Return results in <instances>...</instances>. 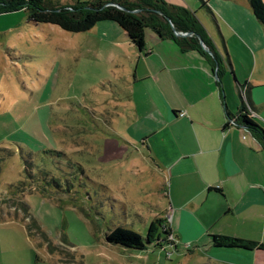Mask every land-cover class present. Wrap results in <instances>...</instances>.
Segmentation results:
<instances>
[{
	"label": "rangeland",
	"instance_id": "rangeland-1",
	"mask_svg": "<svg viewBox=\"0 0 264 264\" xmlns=\"http://www.w3.org/2000/svg\"><path fill=\"white\" fill-rule=\"evenodd\" d=\"M126 52L94 31L35 25L23 11L0 15V195L30 181L27 150L39 178L24 197L27 219L11 201L0 204V264H201L159 229L142 251L105 240L118 226L145 239L154 219L168 224L166 174L125 139ZM29 219L48 245L37 230L28 234Z\"/></svg>",
	"mask_w": 264,
	"mask_h": 264
},
{
	"label": "crops",
	"instance_id": "crops-1",
	"mask_svg": "<svg viewBox=\"0 0 264 264\" xmlns=\"http://www.w3.org/2000/svg\"><path fill=\"white\" fill-rule=\"evenodd\" d=\"M163 1L194 14L223 70L218 78L206 57L154 33L139 51L116 23L96 24L90 31L107 45L127 47L125 139L166 174L162 212L174 245L201 264H264V144L238 121L244 104L264 132V28L248 0ZM212 236L253 247H215Z\"/></svg>",
	"mask_w": 264,
	"mask_h": 264
},
{
	"label": "trees",
	"instance_id": "trees-1",
	"mask_svg": "<svg viewBox=\"0 0 264 264\" xmlns=\"http://www.w3.org/2000/svg\"><path fill=\"white\" fill-rule=\"evenodd\" d=\"M253 17L264 28V2L263 0H248ZM124 8L126 11L118 9ZM23 11L28 21L35 25H53L67 33H84L90 31L100 22H114L127 35L131 44L139 51L144 48V33L150 29L158 39H169L173 41L181 51L193 50L206 57L219 78L223 70L221 58L215 53L203 34L198 21L193 13L186 9L169 5L163 0H89L83 3L76 2L71 6H54L47 0H0V15ZM178 33H193L198 35L204 46L210 50L213 57L209 56L199 45L196 37H176L172 31ZM248 99L246 100L247 103ZM244 114L239 116L238 121L254 133L264 144V132L253 123L247 116L245 105L241 109ZM48 154L50 151H43ZM23 160V172L27 175L29 182H20L10 185L7 193L0 195V204L11 201L9 208L15 212H21L25 219L29 217L28 206L24 201L25 194L35 192L34 181L38 180L32 174V161L36 159L33 152L27 150ZM36 179V180H35ZM6 199H5V198ZM162 219H154L147 231L146 238L127 230L123 227H115L105 236L108 244L118 245L126 249L137 251L145 250L146 246L153 242L157 229L161 231L165 243L169 242L170 231L163 224ZM27 231L30 235L32 230L41 233L36 223L29 219ZM32 234V233H31ZM42 241L48 245L45 234H40ZM215 247L249 249L252 244H244L242 241L225 237H211Z\"/></svg>",
	"mask_w": 264,
	"mask_h": 264
},
{
	"label": "water",
	"instance_id": "water-1",
	"mask_svg": "<svg viewBox=\"0 0 264 264\" xmlns=\"http://www.w3.org/2000/svg\"><path fill=\"white\" fill-rule=\"evenodd\" d=\"M118 9H120V10H122V11H126L124 8H122V7H119V6H116ZM172 27V26H171ZM172 31H173V33H174V35L176 36V37H182V38H185V37H192V36H194V37H196V39L198 40V43H199V45H200V47L209 55V56H211V57H213V54H212V52L210 51V50H208L205 46H204V44H203V42H202V39L198 36V35H195V34H193V33H178V32H176L174 29H173V27H172ZM242 127L244 128V129H246V130H248V128L246 127V126H244V125H242Z\"/></svg>",
	"mask_w": 264,
	"mask_h": 264
},
{
	"label": "built area",
	"instance_id": "built-area-1",
	"mask_svg": "<svg viewBox=\"0 0 264 264\" xmlns=\"http://www.w3.org/2000/svg\"><path fill=\"white\" fill-rule=\"evenodd\" d=\"M168 240H171L172 241L171 235L169 236V239Z\"/></svg>",
	"mask_w": 264,
	"mask_h": 264
}]
</instances>
